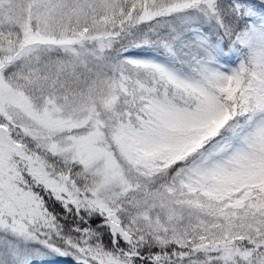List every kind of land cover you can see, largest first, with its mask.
Segmentation results:
<instances>
[{"label": "snow or ice", "instance_id": "1", "mask_svg": "<svg viewBox=\"0 0 264 264\" xmlns=\"http://www.w3.org/2000/svg\"><path fill=\"white\" fill-rule=\"evenodd\" d=\"M0 264H264V0H0Z\"/></svg>", "mask_w": 264, "mask_h": 264}]
</instances>
